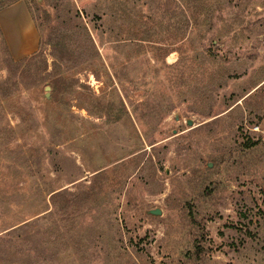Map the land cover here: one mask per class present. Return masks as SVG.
<instances>
[{
    "label": "rangeland",
    "instance_id": "374dc122",
    "mask_svg": "<svg viewBox=\"0 0 264 264\" xmlns=\"http://www.w3.org/2000/svg\"><path fill=\"white\" fill-rule=\"evenodd\" d=\"M25 3L0 264H264V0Z\"/></svg>",
    "mask_w": 264,
    "mask_h": 264
},
{
    "label": "crops",
    "instance_id": "0c3cea01",
    "mask_svg": "<svg viewBox=\"0 0 264 264\" xmlns=\"http://www.w3.org/2000/svg\"><path fill=\"white\" fill-rule=\"evenodd\" d=\"M0 36L15 61L37 51L39 35L25 0H16L0 10Z\"/></svg>",
    "mask_w": 264,
    "mask_h": 264
},
{
    "label": "trees",
    "instance_id": "16d2710c",
    "mask_svg": "<svg viewBox=\"0 0 264 264\" xmlns=\"http://www.w3.org/2000/svg\"><path fill=\"white\" fill-rule=\"evenodd\" d=\"M15 1L16 0H0V10L5 8L6 6H9L10 4H12ZM3 44H4V42H3ZM4 46H5V44H4ZM5 49L7 50L6 46H5Z\"/></svg>",
    "mask_w": 264,
    "mask_h": 264
},
{
    "label": "water",
    "instance_id": "95a60500",
    "mask_svg": "<svg viewBox=\"0 0 264 264\" xmlns=\"http://www.w3.org/2000/svg\"><path fill=\"white\" fill-rule=\"evenodd\" d=\"M188 125H190V124H188ZM150 214L154 215V216H158L159 215V211L153 210V211H150Z\"/></svg>",
    "mask_w": 264,
    "mask_h": 264
}]
</instances>
